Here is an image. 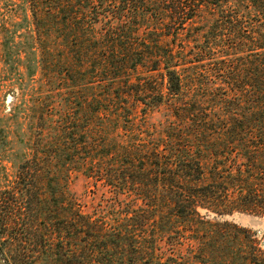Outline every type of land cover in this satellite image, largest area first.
Segmentation results:
<instances>
[{"label": "trees", "instance_id": "obj_1", "mask_svg": "<svg viewBox=\"0 0 264 264\" xmlns=\"http://www.w3.org/2000/svg\"><path fill=\"white\" fill-rule=\"evenodd\" d=\"M22 3L41 97L0 264H264L226 218L264 217V0Z\"/></svg>", "mask_w": 264, "mask_h": 264}, {"label": "rangeland", "instance_id": "obj_2", "mask_svg": "<svg viewBox=\"0 0 264 264\" xmlns=\"http://www.w3.org/2000/svg\"><path fill=\"white\" fill-rule=\"evenodd\" d=\"M27 17L31 12L22 0H0V188L14 179L18 165L32 153L37 122L33 102L41 97L39 50L34 48V61L28 62L23 42ZM244 214L252 215L236 211L226 218L256 230L264 247V217Z\"/></svg>", "mask_w": 264, "mask_h": 264}, {"label": "bare ground", "instance_id": "obj_3", "mask_svg": "<svg viewBox=\"0 0 264 264\" xmlns=\"http://www.w3.org/2000/svg\"><path fill=\"white\" fill-rule=\"evenodd\" d=\"M249 217V216H248ZM251 217H253V216H251ZM256 216H254V218H255ZM247 218V217H246ZM256 218H258V217H256ZM255 220V219H254Z\"/></svg>", "mask_w": 264, "mask_h": 264}, {"label": "water", "instance_id": "obj_4", "mask_svg": "<svg viewBox=\"0 0 264 264\" xmlns=\"http://www.w3.org/2000/svg\"><path fill=\"white\" fill-rule=\"evenodd\" d=\"M243 216H252V215H245V214H244Z\"/></svg>", "mask_w": 264, "mask_h": 264}]
</instances>
